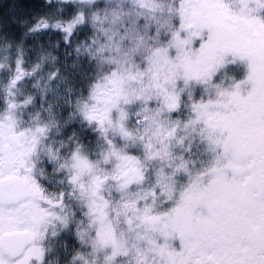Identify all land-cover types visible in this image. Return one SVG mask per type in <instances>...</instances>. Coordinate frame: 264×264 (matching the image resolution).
I'll return each mask as SVG.
<instances>
[{
    "label": "rangeland",
    "instance_id": "1",
    "mask_svg": "<svg viewBox=\"0 0 264 264\" xmlns=\"http://www.w3.org/2000/svg\"><path fill=\"white\" fill-rule=\"evenodd\" d=\"M70 1L106 4L90 14L93 41L70 55L99 63L96 80L85 95L42 74L27 89L0 57V144L18 134L24 164L62 187V264L173 259L191 247L179 224L247 186L235 110L263 61L240 48L264 51V0ZM77 126L89 143L72 142ZM36 251L19 263L59 264L60 252Z\"/></svg>",
    "mask_w": 264,
    "mask_h": 264
},
{
    "label": "flooded vegetation",
    "instance_id": "2",
    "mask_svg": "<svg viewBox=\"0 0 264 264\" xmlns=\"http://www.w3.org/2000/svg\"><path fill=\"white\" fill-rule=\"evenodd\" d=\"M243 43V42H242ZM245 44H248L246 41ZM250 52L240 48L242 57L255 54L262 63L259 83H250L249 95L240 96V111L236 112L234 138L240 149V175L245 174L247 186L233 196L214 197L206 213L188 218L179 224L181 242L190 243L173 259L158 264H264V51ZM248 54V55H246ZM245 81V80H244ZM243 99V100H242ZM249 127V128H248ZM11 133L0 144L8 173L0 180H16L12 197L0 202V264H20L24 254L35 247L44 251V258L55 261L60 252L62 264V187L49 175H34V169L24 164L26 154L20 152L18 134ZM20 179V180H19ZM21 184V190L19 189ZM13 191V190H12ZM61 231L58 238L51 231ZM23 238L20 239V237ZM61 237V238H59ZM20 251L10 255L4 249ZM33 259V258H32ZM30 263L36 262L35 259ZM57 262V260L55 261Z\"/></svg>",
    "mask_w": 264,
    "mask_h": 264
},
{
    "label": "trees",
    "instance_id": "3",
    "mask_svg": "<svg viewBox=\"0 0 264 264\" xmlns=\"http://www.w3.org/2000/svg\"><path fill=\"white\" fill-rule=\"evenodd\" d=\"M99 3L88 7L87 3L70 0H0L3 76L15 73L17 81L30 89V79L34 81L42 74L50 82L60 83L85 95L96 80L99 63L82 52L79 65L74 66L70 55L83 49L84 43L93 41L89 18L91 12L106 6ZM75 19V25H71ZM163 37L165 40L166 35ZM24 48L31 49L24 51ZM42 48H50L57 59L50 62L44 55L35 56V51ZM18 54H23V57L19 58ZM8 56V60H2ZM41 56L45 60H40ZM72 133L76 134L72 138L76 146L89 143L78 126Z\"/></svg>",
    "mask_w": 264,
    "mask_h": 264
},
{
    "label": "water",
    "instance_id": "4",
    "mask_svg": "<svg viewBox=\"0 0 264 264\" xmlns=\"http://www.w3.org/2000/svg\"><path fill=\"white\" fill-rule=\"evenodd\" d=\"M20 180V179H19ZM16 184V180L13 178H7L0 180V202H4L9 200L12 197V193L14 192V187ZM19 189L21 190V184H19ZM13 190V191H12ZM23 238V236L20 237V239ZM21 246H19L18 250L15 251H9L10 247L4 249L5 253H10V255H13L14 253H17L20 251Z\"/></svg>",
    "mask_w": 264,
    "mask_h": 264
}]
</instances>
